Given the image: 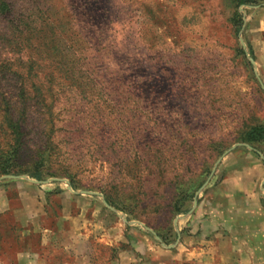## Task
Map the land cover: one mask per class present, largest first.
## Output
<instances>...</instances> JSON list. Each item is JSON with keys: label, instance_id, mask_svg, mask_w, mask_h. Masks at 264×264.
<instances>
[{"label": "rangeland", "instance_id": "1", "mask_svg": "<svg viewBox=\"0 0 264 264\" xmlns=\"http://www.w3.org/2000/svg\"><path fill=\"white\" fill-rule=\"evenodd\" d=\"M8 1L2 56L42 67L25 87L0 75L1 148L5 102L25 131L0 176V264H213L191 230L255 227L231 182L263 162L243 137L264 128V0Z\"/></svg>", "mask_w": 264, "mask_h": 264}, {"label": "crops", "instance_id": "2", "mask_svg": "<svg viewBox=\"0 0 264 264\" xmlns=\"http://www.w3.org/2000/svg\"><path fill=\"white\" fill-rule=\"evenodd\" d=\"M260 157L263 160L261 164L245 167V172L233 174L235 182H233L234 184L231 182V186H233L235 191L245 195V205H247L245 209L246 216L250 214L254 215L255 211L251 209L259 207V212L256 214L260 215V217L256 220L255 227L247 225L244 229H239L235 224V220H230L228 224L226 221L220 220L219 225H216L214 228H211V226L197 227V230L189 232L192 236H189L188 239L196 238L199 246L190 247L189 242L185 240V243L189 247L188 254L195 256L207 253L209 257L206 258L204 256V258L211 259L209 262L212 261L213 264H234L238 260L236 258L239 251L247 250L248 256L246 260L248 262L245 264H264V155L260 154ZM256 173L258 176L261 174V180L257 179ZM232 177L231 179H233ZM251 205L253 206L251 207ZM253 217L255 218V215ZM205 223L208 225L211 222L206 221ZM211 252L212 256L209 254ZM25 264L75 263L62 262L56 260V258L50 261L46 257L43 260L31 259V261Z\"/></svg>", "mask_w": 264, "mask_h": 264}, {"label": "trees", "instance_id": "3", "mask_svg": "<svg viewBox=\"0 0 264 264\" xmlns=\"http://www.w3.org/2000/svg\"><path fill=\"white\" fill-rule=\"evenodd\" d=\"M239 6L247 5L253 3L251 0H235ZM14 4L9 2L8 0H0V23H4V31L3 36L0 35V40L2 38L5 42L6 46L9 44L8 42V34L13 36H17L20 32L21 26L14 24L15 19L11 18L14 15ZM234 25L236 31H239L242 28L243 22L239 17V14L234 19ZM3 53L0 50V75L3 79L7 80H17L25 87L28 84H36L41 82L39 73L37 71L38 68L42 67L40 62L36 61L31 63V61H24L22 59L13 60L10 58H6L2 56ZM19 69L18 77L15 70ZM16 77V78H14ZM24 101V100H23ZM4 118H5V127L10 131L13 136V140L11 142V146L9 150L2 149L0 146V176L1 175H11L15 174L16 170L20 167V157L22 151V141L25 137V131L23 128L24 120L21 118H16L15 114L12 110V105L5 102L4 107H2ZM24 112L27 113L25 110ZM243 142L251 145L253 149H256L255 146L264 142V128L255 127L252 128L249 132H247L243 137ZM44 155L41 154L40 158L43 160ZM54 158V156L50 157V160ZM44 159H46L44 157ZM29 175L32 179L40 181L43 178L42 172L40 169L35 168L32 172H29ZM198 186V188H200ZM107 202L112 205L113 203L110 200ZM114 206V205H113ZM177 213L181 212V209H176Z\"/></svg>", "mask_w": 264, "mask_h": 264}, {"label": "water", "instance_id": "4", "mask_svg": "<svg viewBox=\"0 0 264 264\" xmlns=\"http://www.w3.org/2000/svg\"><path fill=\"white\" fill-rule=\"evenodd\" d=\"M243 42V41H242ZM251 60V62L254 64V60L253 59H250ZM7 178H12V179H14V178H16L15 176H7ZM36 183H41V182H36ZM69 189L72 191V188L71 187H69ZM104 203L107 205V206H109L108 205V203L106 202V201H104ZM197 204V203H196ZM172 248L174 247V246H171Z\"/></svg>", "mask_w": 264, "mask_h": 264}]
</instances>
